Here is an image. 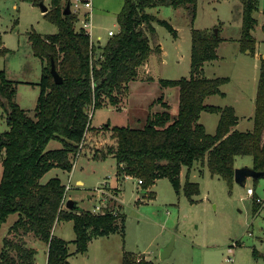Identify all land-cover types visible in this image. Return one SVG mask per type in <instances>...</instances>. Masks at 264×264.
I'll list each match as a JSON object with an SVG mask.
<instances>
[{"label":"trees","instance_id":"obj_1","mask_svg":"<svg viewBox=\"0 0 264 264\" xmlns=\"http://www.w3.org/2000/svg\"><path fill=\"white\" fill-rule=\"evenodd\" d=\"M67 1L51 0V8L45 13L58 27L57 33L43 35L31 31L28 35L34 55L42 61L40 94L33 116L16 101L15 82L8 78L6 70H0V118L4 116L8 126L6 131L0 132L3 166L0 229L10 215L17 214L10 232L20 237L4 238L0 264H37V250L28 246L25 239L29 233L48 245V264H69L70 242L53 234L55 224L62 220L73 221L76 233L73 242L80 252L87 251L92 239L109 236L123 228L118 222L124 216L115 209L106 207L103 212L94 213L79 206L74 210L63 208L66 189L63 180L53 176L42 183L41 178L56 167L72 171L80 143L92 128L90 108L119 106L129 83L138 76L139 67L153 52L161 53V44H151L156 40L154 24L160 23L177 35L167 20L147 10L163 5L175 8L188 5L195 12L198 0H124L117 15L119 31L98 46L91 44L83 28L77 29L78 14H64ZM241 1V49L255 54L256 39L252 31L258 23L254 16L259 11L258 1ZM262 27L264 30V24ZM221 41L215 31L194 28L190 76L159 80L162 86L179 87V108L175 116L168 101L162 100L163 110L148 116L143 127L112 126L116 144L101 157L113 155L116 158L118 176L143 179V190H148L157 179L168 177L180 192V174L186 166L187 180L183 189L194 202L193 195L200 192L199 184L190 181L196 162H207L210 173L224 179L230 189L236 183L237 156H251L252 167L264 171V56L255 98L254 127L242 131L235 128L239 117L233 106L206 103L213 94L225 95L221 86L230 80L204 75V64L218 58ZM9 51L2 47L0 37V57ZM53 61L63 78L60 84L55 82L51 71ZM204 111L220 113L214 134L208 133L200 122ZM110 126L106 123L103 127ZM51 140H57L61 146L48 149ZM254 200L258 211L261 204ZM253 256L257 259L264 254L254 247ZM122 264L159 263L126 253Z\"/></svg>","mask_w":264,"mask_h":264},{"label":"rangeland","instance_id":"obj_2","mask_svg":"<svg viewBox=\"0 0 264 264\" xmlns=\"http://www.w3.org/2000/svg\"><path fill=\"white\" fill-rule=\"evenodd\" d=\"M42 1L50 9L51 0H0V37L2 46L10 50L0 57V70H6L8 78L15 82L16 101L31 116L35 113L40 94L38 83L42 74V61L34 55L28 35L31 31L43 35L58 32L56 24L42 11ZM257 1L259 11L254 16L258 23L252 33L256 39V51L258 47L259 52L264 54V0ZM92 2L93 40L96 41L100 36L104 43L109 38V30L119 31L117 15L124 0ZM147 11L167 20L176 29L177 35L164 25L155 23L156 40H152L151 44L156 46L161 43V53L153 52L149 56L148 65L142 67L136 79L129 83L119 106L90 108V139L75 159L71 189L68 191V199L77 200L81 209L92 211L95 206L102 205L106 195L100 189L105 187V194H108V198H114V207H118L124 216L118 222L123 228L109 236L92 239L85 252L77 251L73 242L76 233L72 220L57 222L53 234L70 242L69 264H122L126 253L141 257L139 251L146 259L159 264H264V257L255 259L253 256L254 247L264 254V177L257 180L249 177L245 187L235 183L230 189L224 179L210 173L207 162L199 161L190 172V181L200 186V192L192 197L194 202L183 189L187 180L186 166L180 174V192L176 191L168 177H162L143 196L139 178L119 176L121 180L118 182L116 158L113 155L101 157L116 144L115 133H111L112 126L143 127L148 116L163 110L162 100L168 101L173 116L177 114L179 87L162 86L159 80L190 76L194 28L209 32L218 30L221 38L229 37L223 39L217 48L219 58L204 64L206 77H229L230 80L221 86L225 95L213 94L206 103L236 107L242 118L255 109L263 55L241 49V0H198L195 12L188 5L177 8L156 6ZM81 18L79 16L77 29L82 26ZM219 119L220 113L205 111L201 114L200 122L208 133L214 134ZM108 122L111 126L103 128L102 134L97 131L99 126ZM6 124L5 117H1L0 132L7 128ZM252 127L253 119L243 118L239 125L242 131L251 130ZM60 146L57 140H51L48 149ZM235 164L236 167L252 166V157L237 156ZM69 173L54 168L41 178V182L45 183L58 175L66 185ZM77 178L82 179L84 185H77ZM118 183L119 189L116 187ZM248 187L255 190L257 197L247 193ZM89 195L94 197L89 199ZM258 197L262 201L256 200L261 204L256 211L254 199ZM17 216L10 215L0 229V253L5 237L20 238L10 232ZM29 236L28 246L37 250V264H48V245L36 236ZM172 239L174 248L168 256L162 257V249Z\"/></svg>","mask_w":264,"mask_h":264},{"label":"built area","instance_id":"obj_3","mask_svg":"<svg viewBox=\"0 0 264 264\" xmlns=\"http://www.w3.org/2000/svg\"><path fill=\"white\" fill-rule=\"evenodd\" d=\"M71 2V10L72 12L78 14L79 16H81L82 18V26L80 28H83L84 31L90 36V39H91V44L92 45H95V41L93 40V37H94V25H93V13H92V9H93V2L92 0H70ZM117 32L113 31V30H109L108 31V34L109 36H113L115 35ZM103 126H99V131L101 134L103 132ZM91 131V128H89L85 134V137L84 139L82 140V142L80 143V147H79V152L77 154V157L79 156V153L85 149V145L87 144L88 142V138L90 139L89 137V133ZM111 133H113V131L111 130ZM131 175H125V178L126 177H130ZM72 177H69V180H68V183L66 184L65 186V195H64V198L62 200V207L67 209L66 205H67V201H68V191L71 189V184H70V180H71ZM138 182L139 184L142 185L143 183V179L139 178L138 179ZM107 185V184H106ZM107 187V186H106ZM101 192L106 195L105 198H104V201H107L108 199V194H105L106 193V188H101L100 189ZM247 193L249 195H254L255 193V190L252 188V187H248L247 188ZM258 201H262L259 197L257 198ZM107 205H97L95 206V208L92 210V212L94 213H100V212H103L104 211V208H106Z\"/></svg>","mask_w":264,"mask_h":264},{"label":"water","instance_id":"obj_4","mask_svg":"<svg viewBox=\"0 0 264 264\" xmlns=\"http://www.w3.org/2000/svg\"><path fill=\"white\" fill-rule=\"evenodd\" d=\"M40 5H41V9L43 12L46 13L49 10L48 6H46L43 1L40 3ZM71 12H72L71 2L68 1L66 6H65V9H64V14H70ZM215 32H216V34H218V30H215ZM51 71H52V74L54 76L55 82L57 84L62 83L63 78L58 73L54 61L52 62ZM262 176H264V171H257L252 166L236 167V169H235V182L240 184L241 186H244V187L247 185V179L249 177L258 178V177H262ZM145 191L146 190H143L142 194H144ZM66 207L69 210H74L77 207L76 200L69 199L67 201ZM173 248H174V239H172V241L170 242L169 245H167L166 247H164L162 249V257L168 256Z\"/></svg>","mask_w":264,"mask_h":264},{"label":"crops","instance_id":"obj_5","mask_svg":"<svg viewBox=\"0 0 264 264\" xmlns=\"http://www.w3.org/2000/svg\"><path fill=\"white\" fill-rule=\"evenodd\" d=\"M68 1H70V0H68ZM67 1V2H68ZM49 8V7H48ZM51 8V7H50ZM241 14H242V12H241ZM264 24V23H263ZM229 37H223L222 38V41H223V39H228ZM102 40H101V38H100V36H98L97 38H96V41H95V46H98V45H103V44H105V42L107 41H105L104 43L103 42H101ZM221 41V42H222ZM29 43H30V41H29ZM2 44H3V42H2ZM159 44H161V43H159ZM221 44V43H220ZM219 44V45H220ZM258 46V45H257ZM2 47H5L4 45L2 46ZM6 48V47H5ZM161 51H162V45H161ZM259 53H261L263 56H264V54L262 53V52H259V49H258V47H257V51H256V54H258L259 55ZM218 58H219V55H218ZM217 58V59H218ZM147 62L148 61H146L142 66H140L139 67V69H138V74H139V72H140V69L142 68V67H146V65H148L147 64ZM136 79V78H135ZM134 79V80H135ZM134 80H132V81H134ZM26 83H28V84H31L32 82H29V81H25ZM32 84H34V83H32ZM209 98V97H208ZM207 98V99H208ZM207 99H206V101H207ZM170 105V104H169ZM162 108H163V106H162ZM235 108V110H236V107H234ZM205 112V111H204ZM254 112H255V109H253V111L251 112V113H249L248 115H243L244 117V119H253V115H254ZM203 113V112H202ZM236 114L238 115V117H239V121H238V124H237V126L235 127L236 129H239V125H240V122L242 121V117L237 113V110H236ZM6 119V118H5ZM7 123V122H6ZM109 123V122H108ZM7 125V124H6ZM253 127H254V121H253ZM253 127H252V129H253ZM8 129V126H7V128L6 129H4V130H2V132H4V131H6ZM251 129V130H252ZM240 130V129H239ZM248 131H250V130H248ZM245 166V165H244ZM246 166H250V165H246ZM57 168V167H56ZM54 169V168H53ZM58 169V168H57ZM60 169V168H59ZM73 169H74V167H73ZM73 169H72V171H70V173H69V176H68V180H69V177H72V179H73ZM185 170V167L183 168V171ZM183 171H182V173H183ZM2 173H3V166H2V161H1V158H0V181H1V178H2ZM58 176V175H57ZM119 177V176H118ZM117 180H118V182H120L119 180H121L120 179V177L119 178H117ZM248 180V179H247ZM76 184L77 185H84V181L82 180V179H79V178H77L76 179ZM107 184V183H106ZM118 186H119V183H118V185L116 186L117 187V189H119L118 188ZM143 192V191H142ZM148 192V190H146L145 191V193L144 194H142L141 193V195H147L146 193ZM254 196L255 197H257V195L254 193ZM89 197V199H92V197H94V195H89L88 196ZM115 199H117V198H115ZM69 200V199H68ZM76 202H77V206H79L78 205V201L76 200ZM104 202V203H103ZM102 202V206L103 205H107V207L108 208H110V209H115V210H117V211H119L120 213H121V211H120V209L118 208V207H114V198L113 199H111V198H108L107 199V201H103ZM29 235H32V236H34L33 234H31V233H29V234H27V235H25V239H26V237H27V244H29V238H30V236ZM56 235V234H55ZM35 237V236H34ZM33 238V237H32ZM61 238H63V237H61ZM260 252V251H259ZM139 254H140V251L138 252ZM261 253V252H260ZM140 256H144L145 257V255H142V254H140ZM146 258V257H145Z\"/></svg>","mask_w":264,"mask_h":264}]
</instances>
